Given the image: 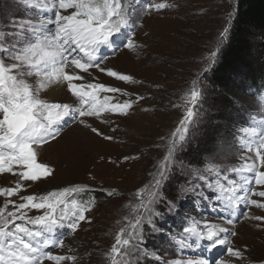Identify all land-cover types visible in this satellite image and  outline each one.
<instances>
[{
  "label": "snow or ice",
  "instance_id": "obj_1",
  "mask_svg": "<svg viewBox=\"0 0 264 264\" xmlns=\"http://www.w3.org/2000/svg\"><path fill=\"white\" fill-rule=\"evenodd\" d=\"M19 2L24 14L12 21L9 28L0 30V174L15 178L14 186L0 187V197L6 198L0 206V264L49 261L77 264L76 254L55 255L52 249L64 247V230L73 234L82 223H92L89 213L96 206V198L90 194L96 190L74 183L43 194L24 193L33 185L38 187L55 177V169L47 163H38L37 156L44 146L61 136L65 127L77 124L105 141H115L114 135L106 134L90 121L115 125L111 128L115 133L120 122L149 99L143 93L119 86L142 81L107 65L109 52L115 55L122 48L138 52L144 47L134 39L135 28L143 25H137L133 18L129 0ZM174 7L179 5L167 0H145L140 15ZM237 10L234 7L229 13L230 19ZM229 33V27L219 33L215 50L203 62L205 66L196 71L191 86L180 94L182 104L170 100L173 108L183 107V118L174 131L159 136V141L151 145L163 155L154 164V170L147 173L148 182L134 193L135 215L124 217L127 223L120 228L106 254L110 264H141L142 260L147 264L153 257L159 264H264V256H254L248 246H240L234 239L239 236L235 225L241 207L264 209V190L254 187L264 188V170H261L264 169V121L259 131L245 128L255 137V148L249 144L245 149L255 151L256 159L252 162L242 157L245 162L240 166L225 163L228 152L220 136H217V148L207 159L184 157L187 146L200 130L199 112L207 94V89L201 87L205 74L216 62ZM97 72L115 83L101 80ZM57 90L63 93V99L51 98V93ZM259 103L264 105V94L259 95ZM140 110L157 109L140 107ZM138 148L142 155L143 148ZM140 158L126 155L123 160ZM241 173L246 175L241 176L240 182L230 175ZM177 176L182 178L176 183L177 195L170 198L164 189ZM101 192L109 198L123 195L115 188ZM86 194L89 198L83 199ZM182 197L201 201L200 206L210 205L213 210L221 205L220 211L226 216L221 215L219 222L199 214V218L182 217L180 230L168 237L169 245L178 250V255L171 261H159L160 254L148 251L144 245L145 230H158L156 221L163 219L158 210L161 205L179 215L178 199ZM33 210L39 214L30 215ZM242 214L259 222L256 227L264 231V214ZM193 248L196 255L186 257L185 250ZM217 249L224 251L213 257Z\"/></svg>",
  "mask_w": 264,
  "mask_h": 264
},
{
  "label": "rangeland",
  "instance_id": "obj_2",
  "mask_svg": "<svg viewBox=\"0 0 264 264\" xmlns=\"http://www.w3.org/2000/svg\"><path fill=\"white\" fill-rule=\"evenodd\" d=\"M167 2L179 7L141 16L145 0H129L133 18L137 25H143L135 28L134 39L144 47L138 52L124 48L115 55L109 52L111 60L107 61L109 67L133 75L135 79L142 81L137 85L120 84L119 86L128 91L145 94L149 99H146L140 107L157 110L143 112L137 107L133 115L120 122V129L115 133L111 132V128L115 125L90 121L106 134L114 135L116 140L112 142L95 136L90 130L77 124L65 127L61 136L44 146L37 156L38 163H47L55 169V177L38 187L33 185L24 193L43 194L45 191L58 190L74 183L89 185L96 190L90 194L96 198V206L89 213L92 223H82L73 234H68L67 230H64V247L52 249L55 255L76 254L77 264H110L106 254L115 243L120 228L127 223L124 217L131 218L135 215L132 207L136 203L134 193L148 182L147 173L154 170V164L163 155L162 152L152 149L151 145L159 141V136L174 131L179 125V120L183 118V107L173 108L170 100L182 104L179 99L180 94L191 86L196 71L205 66L203 62L206 61L210 51L215 50L216 40L223 28H230V38L236 13L231 19L229 13L237 7V0H167ZM23 14L19 0H0V30L9 28L11 22ZM145 33L149 35L146 36ZM228 39L221 47L216 62L205 74L201 87L207 89V94L199 112L200 130L187 146L184 157L192 159L199 156L207 159L212 150L217 148V136H220L224 138V148L228 152V158L224 162L240 166L245 162L242 157L250 158L247 162L256 159L254 150L252 152L245 150L249 144L253 149L255 148V137L250 135L249 131H245V128L260 130L261 121H264V105H260L259 95L264 92L251 91L250 87L241 89L239 84L235 85L236 82L226 90L213 84L211 72L217 66ZM262 43L264 37L254 36L250 58L252 62L260 57ZM96 75L107 83H115L113 79L101 73L97 72ZM239 89L241 90L238 91ZM174 93L176 95H173ZM60 99H63V93L57 100ZM120 99L124 100L128 97H120ZM225 101H234V103H225ZM245 115H249L251 119L244 117ZM245 121L248 122L249 127L245 125ZM240 145H244V148ZM138 146L143 148L142 155ZM126 155L141 156V158L125 161L123 157ZM230 175H234L237 182H240L241 176L246 174ZM5 176L8 177L7 180ZM180 179L182 178L179 176L175 177L164 189L170 198L177 195L175 188ZM14 181L15 178L11 174H0V187L14 186ZM254 187L257 190H264L259 186ZM112 188L122 192L123 195L109 198L101 192V189ZM87 198H89L88 194L83 196V199ZM5 199L0 197V206ZM11 199L18 200V197ZM202 203L193 201L191 197L179 198V215L170 213L163 205L159 206L158 210L163 214V219L158 218L156 221L158 230L153 232L146 229L144 233V245L147 250L158 252L159 261H171L178 255V250L169 245L168 237L180 230L177 223L181 225L182 217L199 218L197 215L199 214L211 218L213 222H219L221 215L226 216L220 211L221 205H217L213 210L210 205L209 208L200 206ZM242 213L262 215L264 209L242 206L235 225L239 236L234 238L238 245L248 246L254 256H264V231L256 227L259 222L247 219ZM29 214L39 213L33 210ZM219 253L216 250L212 255L217 257ZM184 255L195 256L196 252L185 250ZM47 264L53 262L49 261ZM141 264H144L143 260ZM147 264H159V262L153 257L147 261Z\"/></svg>",
  "mask_w": 264,
  "mask_h": 264
},
{
  "label": "trees",
  "instance_id": "obj_3",
  "mask_svg": "<svg viewBox=\"0 0 264 264\" xmlns=\"http://www.w3.org/2000/svg\"><path fill=\"white\" fill-rule=\"evenodd\" d=\"M237 8L230 38L211 72V79L220 89L226 90L236 82L241 89L250 87L251 91L259 93L264 90V43L260 57L255 62L250 58L254 36L264 37V0H239ZM244 117L250 118L249 115ZM245 125L248 126V122L245 121Z\"/></svg>",
  "mask_w": 264,
  "mask_h": 264
},
{
  "label": "bare ground",
  "instance_id": "obj_4",
  "mask_svg": "<svg viewBox=\"0 0 264 264\" xmlns=\"http://www.w3.org/2000/svg\"><path fill=\"white\" fill-rule=\"evenodd\" d=\"M111 60V59H109ZM62 95V92L60 90H57L55 92L51 93V98H54L55 100L59 99Z\"/></svg>",
  "mask_w": 264,
  "mask_h": 264
}]
</instances>
